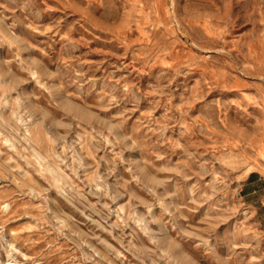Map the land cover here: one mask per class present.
<instances>
[{"label": "rangeland", "instance_id": "rangeland-1", "mask_svg": "<svg viewBox=\"0 0 264 264\" xmlns=\"http://www.w3.org/2000/svg\"><path fill=\"white\" fill-rule=\"evenodd\" d=\"M264 0H0V264H264Z\"/></svg>", "mask_w": 264, "mask_h": 264}, {"label": "crops", "instance_id": "crops-1", "mask_svg": "<svg viewBox=\"0 0 264 264\" xmlns=\"http://www.w3.org/2000/svg\"><path fill=\"white\" fill-rule=\"evenodd\" d=\"M240 192L244 204L264 223V177L251 173L242 183Z\"/></svg>", "mask_w": 264, "mask_h": 264}]
</instances>
